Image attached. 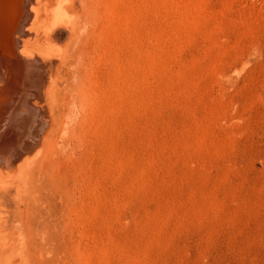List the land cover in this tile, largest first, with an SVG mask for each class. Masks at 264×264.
<instances>
[{"label":"rangeland","instance_id":"obj_1","mask_svg":"<svg viewBox=\"0 0 264 264\" xmlns=\"http://www.w3.org/2000/svg\"><path fill=\"white\" fill-rule=\"evenodd\" d=\"M108 3L84 55L57 43L54 77L11 73L1 147L24 98L29 157L77 172L79 264H264V0Z\"/></svg>","mask_w":264,"mask_h":264},{"label":"bare ground","instance_id":"obj_2","mask_svg":"<svg viewBox=\"0 0 264 264\" xmlns=\"http://www.w3.org/2000/svg\"><path fill=\"white\" fill-rule=\"evenodd\" d=\"M108 1L0 0V90L10 91L8 84L13 72L16 76L26 77L34 67L39 70L43 66L46 73L50 72L54 77L52 69L57 43L63 35H68L65 44L71 54L81 56L83 52L84 55L88 36L93 34L97 22L109 11ZM77 82L66 87L63 96L66 107L79 99L81 91ZM3 98L2 102L12 99V96ZM32 107L24 98L16 101L11 109L7 107L10 109L7 117L11 122L7 125L14 126L16 132L11 150L10 146L5 149L0 144V264H79L81 248L69 236L73 213L79 208L77 172L51 158L45 153V148L34 159L29 157L33 147H38L43 141L37 139L40 131L34 135L31 128H26L30 121L26 114ZM3 130L0 128V143L6 129Z\"/></svg>","mask_w":264,"mask_h":264}]
</instances>
